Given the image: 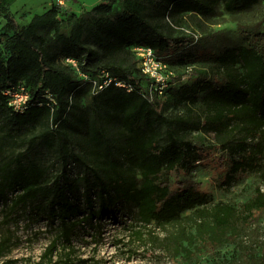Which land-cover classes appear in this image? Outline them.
I'll return each instance as SVG.
<instances>
[{"label":"trees","instance_id":"obj_1","mask_svg":"<svg viewBox=\"0 0 264 264\" xmlns=\"http://www.w3.org/2000/svg\"><path fill=\"white\" fill-rule=\"evenodd\" d=\"M260 1L107 0L68 20H60L57 6H52L21 25L7 0H0L8 31L0 42V200L6 203L11 194L13 210L38 202L51 218L59 220L56 235L32 264H85L73 240L77 226L82 222L94 226L119 203L138 211L141 224L131 226L129 237L159 247L172 258L187 234L182 227L175 237L169 228L196 217L199 232L211 225L223 233L240 222L254 223L264 212L260 188L238 209L213 203L193 182L177 180L174 185L171 181L173 172L190 173L209 155L205 147L188 138L194 132L213 135L225 153L220 159L221 168L227 167L223 185L264 173V35H250L246 45L216 55L208 73H195V82L176 90L171 83L164 95H171L166 107L183 108L176 115H167L151 100L143 85L150 80L136 64L124 66L109 60L128 49L148 47L166 63L167 56L183 53L193 39L163 32L155 17L177 19L191 14L208 18L219 5L237 13ZM99 58L105 62L92 71L99 76L96 88L107 73L131 91L112 82L89 95V105L81 109L78 97L93 81L73 74L89 75L82 59ZM67 59L75 60L78 70L62 66ZM20 84L29 89L32 100L23 113L15 112L3 93ZM75 112L81 113L77 124ZM105 118L119 130L114 142L107 128L99 126ZM79 126L89 136V146H80L81 153L74 148ZM38 149H45L62 168L54 182L49 168L33 157ZM72 164L80 169L74 180L70 178ZM80 193L84 208L78 202ZM12 245L10 236L0 237V264L18 263L4 260Z\"/></svg>","mask_w":264,"mask_h":264},{"label":"rangeland","instance_id":"obj_2","mask_svg":"<svg viewBox=\"0 0 264 264\" xmlns=\"http://www.w3.org/2000/svg\"><path fill=\"white\" fill-rule=\"evenodd\" d=\"M107 0H7L9 11L16 22L21 25L28 24L39 13L45 12L51 6H57L60 20H68L82 12L88 11L94 6ZM115 1V0H108ZM117 2V0H116ZM154 22L161 25L162 31L174 36H189L192 44L183 53L167 56L166 63L158 70L162 80H167L168 87L171 83L174 90L181 85L195 82L198 77L195 73H208L213 64V58L219 53L235 47L244 46L248 37L253 34L264 35V0L251 9L237 13H230L223 5H219L215 13L202 18L191 14L166 16L164 20L157 17ZM8 33L5 15L0 14V42ZM128 53H118L110 61H116L124 66L132 65L140 68L141 56L128 49ZM185 56L184 61L181 58ZM112 59V60H111ZM105 58L97 60L82 59V65L89 75L82 77L73 74L78 79L92 82L93 86L86 88L78 97L81 109L89 105L88 97L97 93L95 82L98 75L92 71L102 66ZM62 66L67 63L62 62ZM93 75V76H92ZM149 77V76H148ZM154 79V78H153ZM143 82L149 93L154 92L153 83ZM167 87V88H168ZM171 95L156 96L154 102L167 115L183 113V108L168 106ZM81 113L75 112L73 117L76 124ZM99 126L107 128V136L115 141L119 130L110 124L108 120L101 119ZM81 132L74 135L77 153L84 152L80 146L88 147V134L83 126H79ZM33 130L34 132L39 131ZM31 133V131H29ZM28 132V133H29ZM195 145L205 147L209 155L202 162L196 163L190 173L184 170L171 174V181L175 185L177 180H186L199 186L202 192L209 195L213 203H226L241 209L248 203L260 188L264 192V173L256 172L246 178L235 180L230 186L223 185L227 167L221 168L220 159L225 156L214 139L213 135L202 132H194L188 137ZM91 155V152H89ZM33 157L43 166L49 168L51 182L59 179L62 168L54 162V158L45 149H38ZM1 162V157H0ZM71 167V180L80 175V169L75 165ZM82 192V188H81ZM78 202L84 208V198L80 193ZM43 207L37 202L26 207L13 210L11 208V194L5 203L0 200V237L10 236L13 245L6 254L4 260H16L17 264H32L39 260L46 247L56 235L59 220L51 218ZM99 205L96 201L95 209ZM85 215L88 210H85ZM190 212L184 214L188 216ZM82 216V215H81ZM81 216L79 218H81ZM99 223L90 226L89 223H81L76 228L73 237L79 258L86 260L85 264H264V212H262L251 224L239 223L235 228L219 233L207 225L201 232L196 229L197 218L186 220L182 226L169 228L176 237L182 230H186L187 240L178 244L176 254L172 258L159 247L129 237L131 226H139L138 211L132 205L119 203L115 209L104 213ZM163 235H161V238ZM211 239L212 241H209Z\"/></svg>","mask_w":264,"mask_h":264},{"label":"built area","instance_id":"obj_3","mask_svg":"<svg viewBox=\"0 0 264 264\" xmlns=\"http://www.w3.org/2000/svg\"><path fill=\"white\" fill-rule=\"evenodd\" d=\"M137 55L141 56L140 63H141V72L143 75L151 79L153 83V90L156 96L164 95V91L168 87L167 80H162L164 76H160L158 74V70L162 69L163 67H167V65L163 64V61L156 55L155 51L148 47H136L133 49ZM66 63L71 65L74 69L78 70L77 62L73 59H67ZM82 76L81 73H79ZM107 78L103 84L97 87L98 91L102 90L104 87L110 85L112 82L115 83L116 86L125 88L128 92L131 91V88L125 85L122 82L116 81V79H112L109 77V74L104 75ZM85 77L86 76H82ZM154 78V79H153ZM162 78V79H161ZM96 87V83H95ZM154 92L149 93L150 98L154 101ZM4 95L8 98L9 106L17 113H23L29 109L31 104V93L27 87L20 84L16 87H11L4 90ZM50 98V96H48ZM52 101L53 99L50 98Z\"/></svg>","mask_w":264,"mask_h":264},{"label":"crops","instance_id":"obj_4","mask_svg":"<svg viewBox=\"0 0 264 264\" xmlns=\"http://www.w3.org/2000/svg\"><path fill=\"white\" fill-rule=\"evenodd\" d=\"M51 7H52V6H51ZM51 7H50V8H51ZM50 8H48V9H50ZM48 9H47V10H48ZM47 10H46V11H47ZM43 13H44V12H43ZM39 14H42V13H39Z\"/></svg>","mask_w":264,"mask_h":264}]
</instances>
